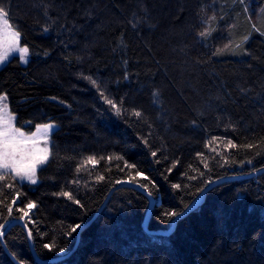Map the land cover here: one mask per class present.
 <instances>
[{
	"label": "trees",
	"instance_id": "trees-1",
	"mask_svg": "<svg viewBox=\"0 0 264 264\" xmlns=\"http://www.w3.org/2000/svg\"><path fill=\"white\" fill-rule=\"evenodd\" d=\"M0 6L33 53L27 64L12 59L0 68V94L19 128L31 122L24 132L57 125L38 182L17 183L11 174L0 182L5 203L23 194L14 216L36 203L22 220L42 261L21 224L4 235L13 256L23 264H264V172L214 185L170 234L146 231L151 198L121 184L136 171L125 162L155 182L140 178L156 200L149 229L166 230L174 218L165 213L183 212L212 182L264 167V0H0ZM205 29L211 35L202 39ZM225 45L223 54H213ZM86 76L121 107L120 115ZM213 137L219 142L209 144ZM228 139L259 147L226 150ZM89 155L105 159L77 173ZM65 191L74 199L59 195ZM5 217L0 206V223L15 220ZM76 224H87L78 243L82 227L65 234ZM53 243L65 251L44 248ZM6 247L0 238V264H17Z\"/></svg>",
	"mask_w": 264,
	"mask_h": 264
},
{
	"label": "snow or ice",
	"instance_id": "snow-or-ice-1",
	"mask_svg": "<svg viewBox=\"0 0 264 264\" xmlns=\"http://www.w3.org/2000/svg\"><path fill=\"white\" fill-rule=\"evenodd\" d=\"M8 12L6 11L5 7L0 6V65H4L10 63L12 59H18L20 63L27 64L31 58L33 53L31 52L29 46L25 43L21 45L22 34L13 28V26L9 23L8 20ZM213 19H215L213 17ZM135 27V25H133ZM49 29L45 27L43 31H48ZM253 30L259 32L260 29L256 28L253 25ZM264 35V32L261 33ZM200 38H207L211 35V32L208 29L201 31L198 33ZM249 39L248 35H245L242 38L240 43L235 45V48L232 49L233 53H235L236 48H241L243 43H246ZM228 48V45L224 46V49H217L215 54H223V51ZM246 53V50H245ZM44 55H48V52L45 51ZM84 79L88 80L89 83L96 88V90L100 93V96L104 99V101L110 105L112 109L115 110L117 115L121 114V107L113 100L110 99L107 95H105L104 91L101 89L99 82L96 79H93L91 76L83 77ZM127 79V76H125ZM153 95H157L153 93ZM7 100L6 94H0V182L6 181V178L9 174L12 175V179L17 181V183L27 182L29 184H36L38 182L37 178V171L41 168V166L45 165L50 156L51 151L49 148V136L52 132H54L57 128V125L54 122H49L41 125H36V132L32 133L31 135H26L21 128L23 127H32L31 122H24L21 124V128H17L15 126L16 116L12 113L9 106L5 101ZM132 115L136 116L137 118L141 117L143 113L137 109L132 110ZM145 144H147V140L145 139ZM219 142V138L213 137L212 141L209 142ZM43 144V147L41 146ZM209 147V145H206ZM224 149H238L243 147L245 149H254L259 147V145L254 144H245V145H237L233 140L228 139L226 143L223 144ZM211 151H216L218 154V148H210ZM157 155L156 152L152 153V156L155 157ZM198 156L203 157V153H197ZM101 159H105L101 157L97 159L93 155L87 156L82 162L77 165L76 172L79 173L81 171L88 170V166L95 168L96 165L100 163ZM109 161L113 159V157H107ZM115 159H123L122 157H115ZM224 163L228 164L229 160L228 157H224ZM241 163H252V160L248 161H241ZM175 166V165H173ZM126 168L136 169L134 175H130L127 183H137L140 188L147 191L148 196H152V191L149 188V183L152 187H155V182L151 181L149 177L143 176V173L137 169L135 164L128 165L125 162ZM191 167V165H189ZM204 167L207 168L208 164L205 162ZM123 170V169H122ZM168 171H171L169 169ZM257 171H264V169H258ZM203 175V173H201ZM149 181V183H141V179ZM97 181L104 180L103 175H99L96 177ZM121 181H117L120 183ZM74 183H78V181H74ZM208 183H211L209 181ZM15 184L5 183L4 187L11 190L15 188ZM174 188H180L179 184L173 185ZM198 191H201L198 189ZM23 194L20 192H16L15 196L12 198L10 203H5V200H0V206L6 208L7 217L5 220L7 222L8 218L12 219H25L30 218L29 214L36 207L35 201H28L25 207H19L16 209L18 213H22V216H14L13 209L14 206L22 203L21 196ZM59 195L67 197L70 200H73L74 197L70 192H61ZM77 205H81L80 200L75 199L74 201ZM188 205H185V211L188 209ZM184 212H176V211H169L166 212L165 215L169 218H176L178 216L183 215ZM82 227L81 224H76L70 228V230L65 233L67 236L71 237L73 233H76L78 229ZM6 228V223H0V238L4 237L5 232L4 229ZM28 236H32L31 230L28 232ZM44 248L49 249V251L63 253L65 251L64 248H57L56 245L53 244H45ZM15 255V254H13ZM20 264H23L21 261Z\"/></svg>",
	"mask_w": 264,
	"mask_h": 264
},
{
	"label": "water",
	"instance_id": "water-1",
	"mask_svg": "<svg viewBox=\"0 0 264 264\" xmlns=\"http://www.w3.org/2000/svg\"><path fill=\"white\" fill-rule=\"evenodd\" d=\"M261 169H264V167L261 168ZM263 172H264V171H255V172H253V173L246 174V175H234V176H228V177H223V178H221V179H218V180L212 182L208 187H206V188L204 189V191H203L201 197H200V198H199L194 204H192L190 207H188V209H187L186 211H185V210L183 211V212H184L183 215L174 218L173 223H172V226H171L169 229H166V230H164V229H158V230H151V229H149V222H150V219H151L152 210H153L154 205H155V202H156L155 198H154L153 196H151V197H150V198H151V204H150V207H149V209H148V213H147L146 218H145V221H144L145 229H146V231H147L148 233H150V234H170V233L175 229L176 224L178 223V220H179L181 217H183L184 215H186L187 213H189L190 211H192L197 205L201 204V203L204 201L205 196H206L208 190H209L211 187H213L214 185H216V184H218V183H220V182L226 181V180H234V179H239V178H244V177L257 176V175H259V174H261V173H263ZM121 184H123V185H124V184H125V185H130V186H132V187L138 188V189L142 190L143 192L147 193L146 190L140 188L139 185L136 184V183H127V182H125V183H121ZM114 189H115V188H114ZM114 189H113V190H114ZM113 190H112V191H113ZM112 191L109 193L108 197L106 198L104 204L102 205V207H101L100 210L98 211L97 215H98L99 212L103 209V207L106 205V203H107V201H108V199H109V197H110ZM147 194H148V193H147ZM95 217H96V216H95ZM95 217H94V218H95ZM88 223H89V222H88ZM88 223H87V224H88ZM14 224H21V225L26 229L27 233L29 232V228H28L27 224H26L22 219H15V220H13V221H12V222L6 227V229L4 230L5 234H6L7 230H8L11 226H13ZM87 224H86V225H87ZM86 225H85V226H86ZM85 226H83V227L79 230L77 243H78V241H79L80 233H81L82 229H83ZM29 239H30V242H31L32 251H33L34 256H35L38 260L42 261V260L37 256V254H36V251H35V248H34V244H33V241H32V237H29ZM2 242H3L4 246L6 247L5 242H4V237H2ZM6 250L9 252V250L7 249V247H6ZM9 254L11 255V257L15 260V262H16L17 264H20V261H19L15 256H13L10 252H9ZM64 257H66V255L59 256V257L52 258V259H48V260H46L45 262H47V261H51V262L58 261V260L63 259Z\"/></svg>",
	"mask_w": 264,
	"mask_h": 264
},
{
	"label": "rangeland",
	"instance_id": "rangeland-1",
	"mask_svg": "<svg viewBox=\"0 0 264 264\" xmlns=\"http://www.w3.org/2000/svg\"><path fill=\"white\" fill-rule=\"evenodd\" d=\"M9 20V19H8ZM9 23H10V21H9ZM11 24V23H10ZM21 45H23L22 43H21ZM4 65H6V64H4ZM4 65H0V68L1 67H3ZM5 103H7L8 104V106H9V108H10V104H9V101H8V97H7V100L5 101ZM10 110H11V108H10ZM13 113V112H12ZM14 114V113H13ZM15 115V114H14ZM16 116V115H15ZM15 126L17 127V128H19L18 126H17V122H15ZM21 131H23L22 129H21ZM24 132V131H23ZM34 132H36V129H35V131ZM34 132H32V133H34ZM26 135H31L32 133H26V132H24ZM53 133V132H52ZM52 133L50 134V136H49V141H50V143H49V148H50V150H51V138H52ZM41 146L43 147V144H41ZM42 167V166H41ZM38 171H39V169H38ZM38 171H37V178H38Z\"/></svg>",
	"mask_w": 264,
	"mask_h": 264
}]
</instances>
